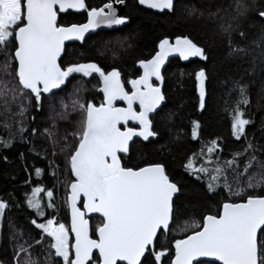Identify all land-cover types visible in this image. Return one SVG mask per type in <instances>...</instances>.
Instances as JSON below:
<instances>
[{
	"label": "snow or ice",
	"instance_id": "1",
	"mask_svg": "<svg viewBox=\"0 0 264 264\" xmlns=\"http://www.w3.org/2000/svg\"><path fill=\"white\" fill-rule=\"evenodd\" d=\"M254 2L230 0L225 5L222 0H207L204 9L187 8L186 17L214 25L212 34L227 38V57L243 61L249 49L234 43L233 33L248 40L240 22L247 19ZM135 4L161 13L176 10L174 0H135ZM114 5L125 13L119 14ZM128 7V0H107L100 7H90L86 0H0V116L4 117L0 126L9 132L8 139L0 137V145L10 148L17 135L23 142L26 132L36 135L39 129L29 130L24 118L47 104L51 125L43 134L70 177L63 185L70 223L56 217L55 185L38 184L25 193L23 203L31 210L27 229L9 222L5 230L9 204L0 199V237L7 236L14 264H264V146L257 148L248 139L246 126L251 121L244 118L241 107L250 103L246 86L233 80L230 90L239 96L230 112L231 135L237 141L243 138L242 150L222 160L219 138L213 139L183 165L205 183L216 210L185 219L183 207L176 203L181 188L170 178L166 164L130 161L133 148L163 139L157 117L159 123H167L175 115L169 111L161 116L167 99L162 90L166 63L170 58L198 57L207 65L209 50L188 35H177L174 41L165 37L152 53L137 60L142 71L127 80L117 67L106 71L96 62L64 59L66 42L84 43L87 34L126 26L131 20ZM69 10L86 12V22L65 19ZM258 16L264 23V10ZM116 43L125 48L126 38ZM252 43L259 49L253 61L259 58L264 63V33ZM213 71L207 66L194 71L201 111L211 95ZM89 77H98L94 87L102 93L99 103L84 97L88 91L84 78ZM69 84L71 90L66 91ZM16 117L20 119L13 132L8 120ZM58 121L65 122L62 132ZM199 129L200 123L192 121L193 140ZM57 169L51 173L54 179ZM43 171L35 168V176L41 177Z\"/></svg>",
	"mask_w": 264,
	"mask_h": 264
},
{
	"label": "trees",
	"instance_id": "2",
	"mask_svg": "<svg viewBox=\"0 0 264 264\" xmlns=\"http://www.w3.org/2000/svg\"><path fill=\"white\" fill-rule=\"evenodd\" d=\"M105 1L86 0V3L90 7H100ZM222 2L227 5L230 0H222ZM174 3L176 5L174 13L168 11L157 13L144 6L136 5L135 0H128L127 14L131 20L126 26L119 27L116 31H99L98 35H90L83 44H68V55L64 59L73 63L96 62L106 71L117 67L122 73V79L127 80L136 78L138 72H141L137 60L152 53L159 40L165 37L174 40L177 35H188L209 50L210 59L207 65L199 58L188 63L178 59H172L167 63L163 87L167 99L161 116L169 111L175 112V115L167 123H159L160 118L157 117V128L162 131L163 139L156 145L143 142L137 146L139 150L133 148L130 161L132 164H137L142 160H162L167 166L170 178L181 188L176 203L183 207L185 219L188 217L199 219L203 214H207L209 209L215 211L216 205L207 194L205 183L202 180H196L183 165L189 156L199 153L202 145L213 139L219 138L218 143L221 149L219 155L222 160L231 159L233 152L242 150L244 147L243 138L237 141L231 135L230 112L239 98L238 91H230L233 88V80H238L246 86L250 101L246 107L241 105L244 118L251 121L246 126L248 139L257 148L264 146V63L259 58L253 61V56L259 49L252 43L264 33V23L258 16V12L264 10V0H255L247 19L240 22L241 28L248 33V40L244 41L238 33H233V42L241 46L246 45L249 49L250 54L243 61H232L227 57V38L213 35L214 25L203 19L186 17L187 8L204 9L207 0H174ZM64 18L83 23L86 21V12H69V15H65ZM118 38H126L125 48L119 47L116 43ZM200 66L214 69L210 86L211 95L203 111L198 108L194 76V71ZM79 79L80 76H77V80ZM84 79L88 89L84 97L88 100L95 98V102L99 103L102 93L94 87L98 85V79ZM74 83H76L75 80L72 81V84ZM71 86L69 84L66 91H70ZM126 87L130 86L126 85ZM32 117L35 119L33 120ZM19 119L20 117H16L14 120H8V123L13 125L11 129L13 132L18 127ZM192 121L200 123L197 140L191 138ZM3 122L4 117L0 116V125ZM24 123L29 130L36 127L39 132L36 135L24 133L26 139L23 142L17 135L10 148L0 145V199L9 204V208L5 211V230L9 222L15 224L17 228L30 227L28 217L31 210L27 209L23 202L25 193H30V188L38 183L46 185V188L55 185L54 199L58 210L56 217L60 222L70 223L69 210L63 203L65 197L63 185L70 177L66 171H63L62 157H53L52 147L43 134L44 128L51 125L47 104L39 111L32 109L24 118ZM58 126L62 132L65 122L58 121ZM8 136V130L0 126V137L8 139ZM162 146L166 147L161 150ZM45 155H47L46 159ZM4 157H7V160ZM50 164L51 167H49ZM57 165L61 167L57 169ZM35 168L44 170L41 177L35 176ZM53 169H57L58 179L52 177ZM41 197L46 203V196L41 194ZM48 211L51 212V209ZM37 252L39 248L35 250L34 255ZM0 261L4 264H14L12 248L8 244L6 235L0 237Z\"/></svg>",
	"mask_w": 264,
	"mask_h": 264
},
{
	"label": "water",
	"instance_id": "3",
	"mask_svg": "<svg viewBox=\"0 0 264 264\" xmlns=\"http://www.w3.org/2000/svg\"><path fill=\"white\" fill-rule=\"evenodd\" d=\"M114 6L118 8V10H119V14H123V13H124L125 9H124L122 6H120V5H114ZM151 10H153V11H155V12H157V13H161V12L155 10V9H151ZM166 11H167V10H165L164 12H166ZM69 12H73V10H69ZM164 12H163V13H164ZM80 13H81V12H80ZM120 27H122V26H120ZM105 30H111V29H105ZM99 31H100V30H97V32H99ZM92 34H95V33L87 34V35H86V39H87L90 35H92ZM173 41H174V40H173ZM71 43H80V44H83V43H81V42H79V41H75V42H66L67 45H68V44H71ZM172 59H177V58H170V60H172ZM195 59H198V57L191 58L190 61L195 60ZM190 61H182V62H183V63H188V62H190ZM166 65H167V63H166ZM166 65H165V67H166ZM164 70H165V68L163 69V72H164ZM141 71H142V70H141ZM77 76H79V75L77 74ZM93 76L95 77L96 74H93ZM89 78H91V77H89ZM163 87H164V84H163V86H162V90H163ZM117 104L120 105V106H122V102H117ZM69 215H70V213H69ZM92 215L95 216L96 214H92Z\"/></svg>",
	"mask_w": 264,
	"mask_h": 264
},
{
	"label": "rangeland",
	"instance_id": "4",
	"mask_svg": "<svg viewBox=\"0 0 264 264\" xmlns=\"http://www.w3.org/2000/svg\"><path fill=\"white\" fill-rule=\"evenodd\" d=\"M39 185H43L42 183H38ZM38 184L32 186V187H35V186H38ZM44 187H46V185H43Z\"/></svg>",
	"mask_w": 264,
	"mask_h": 264
},
{
	"label": "flooded vegetation",
	"instance_id": "5",
	"mask_svg": "<svg viewBox=\"0 0 264 264\" xmlns=\"http://www.w3.org/2000/svg\"><path fill=\"white\" fill-rule=\"evenodd\" d=\"M107 2V0L104 2V3H106ZM102 6V5H101ZM73 13H75V12H73ZM82 13V12H81ZM86 22V21H85ZM97 79H98V77H96ZM87 79H90V78H87Z\"/></svg>",
	"mask_w": 264,
	"mask_h": 264
}]
</instances>
